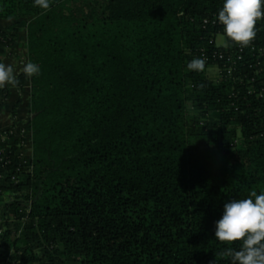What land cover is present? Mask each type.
I'll return each mask as SVG.
<instances>
[{
	"label": "trees",
	"instance_id": "1",
	"mask_svg": "<svg viewBox=\"0 0 264 264\" xmlns=\"http://www.w3.org/2000/svg\"><path fill=\"white\" fill-rule=\"evenodd\" d=\"M222 6L52 0L44 10L0 0V19L16 20L0 30V54L24 29L26 63L41 69L17 78L30 82L31 156L9 158L8 178L28 167L1 187L15 201L0 192V207L13 212L31 201L28 219L9 224L22 228L15 245L24 261L230 264L220 253L241 242H219L215 222L225 202L264 190V71L251 82L241 61L231 76L202 57L240 45L222 24L204 25ZM256 28L251 44L264 47V19ZM217 34L225 45L210 44ZM194 58L203 71L187 70ZM215 66L218 80L209 76Z\"/></svg>",
	"mask_w": 264,
	"mask_h": 264
},
{
	"label": "clouds",
	"instance_id": "2",
	"mask_svg": "<svg viewBox=\"0 0 264 264\" xmlns=\"http://www.w3.org/2000/svg\"><path fill=\"white\" fill-rule=\"evenodd\" d=\"M35 6L48 10L52 0H33ZM225 36L247 47L257 36V22L264 19V0H223L217 14ZM187 70L203 71L205 61L194 58ZM41 71L35 62H27L23 73L33 77ZM18 83L13 66L0 62V88ZM215 238L219 242L240 241L239 249L228 247L220 253L230 264H264V190H252L246 198H232L225 202L223 214L215 222Z\"/></svg>",
	"mask_w": 264,
	"mask_h": 264
},
{
	"label": "built area",
	"instance_id": "3",
	"mask_svg": "<svg viewBox=\"0 0 264 264\" xmlns=\"http://www.w3.org/2000/svg\"><path fill=\"white\" fill-rule=\"evenodd\" d=\"M211 23L212 25H220L218 20L215 19H205L204 25ZM210 44L213 46H218L216 44V39L210 40ZM249 51V57L243 63V53L244 50ZM236 54V55H235ZM231 52L229 54L213 51L211 54L205 53L202 49V57L207 62H222L224 70L227 75H233L234 72L241 73L237 70L236 63L241 61L242 64H246L248 68L252 69V74L250 81L254 82L256 78L264 71V47L255 48L252 44L247 47L241 45L238 46L237 52ZM215 74L212 78L217 80L221 78V70L219 67H211ZM209 69V71L211 70ZM247 75V74H245ZM210 76V74H209ZM211 77V76H210ZM238 80L243 81V78L247 76H236ZM248 92L251 93V87L248 88ZM264 92L263 87L261 88L260 94ZM19 133L15 134L12 130H8V137L5 139L3 144L0 146V192L1 187L4 185H9L10 183H15L18 181V174L22 171L27 170L28 167L19 166L17 168V173L12 174L8 178L7 166L9 165L10 156L12 155L15 159H18L20 163H25L31 156V145H30V135L26 133L24 128L18 130ZM27 154V155H26ZM27 156V158H25ZM3 196L5 202H14L13 194L9 191H3ZM31 201H20L18 205L17 212H13L11 209H6L1 205L0 207V264H41L39 261L27 260L24 261L27 256L24 254L23 249H17L15 243L17 238L21 235L22 228L15 230L12 226H9L12 222H17L18 219L21 221H26L30 213ZM22 214L18 217V214Z\"/></svg>",
	"mask_w": 264,
	"mask_h": 264
},
{
	"label": "crops",
	"instance_id": "4",
	"mask_svg": "<svg viewBox=\"0 0 264 264\" xmlns=\"http://www.w3.org/2000/svg\"><path fill=\"white\" fill-rule=\"evenodd\" d=\"M15 22L14 19H0V30H9ZM18 35L16 43L7 48L5 53L0 54V62L13 66L17 78L23 73V66L26 64L25 30H20ZM20 47H23V55H21ZM29 93V81H25L23 85L17 83L14 86L6 85L4 88H0V146L7 139L8 130L18 134L19 129L17 128L26 125L30 120L27 113ZM14 109L16 113L13 115Z\"/></svg>",
	"mask_w": 264,
	"mask_h": 264
},
{
	"label": "rangeland",
	"instance_id": "5",
	"mask_svg": "<svg viewBox=\"0 0 264 264\" xmlns=\"http://www.w3.org/2000/svg\"><path fill=\"white\" fill-rule=\"evenodd\" d=\"M225 43H226V39H225L224 35L223 34H217V36H216V44L219 45V46H223V45H225ZM20 51H21V55H23V47H20ZM209 74H210L211 77H213L214 74H215V71L211 68V70L209 71ZM25 126L26 125L19 126L17 129L24 128ZM25 158H27V156Z\"/></svg>",
	"mask_w": 264,
	"mask_h": 264
}]
</instances>
